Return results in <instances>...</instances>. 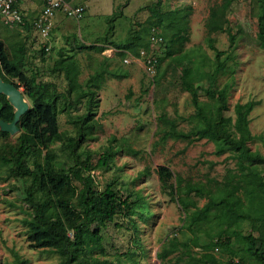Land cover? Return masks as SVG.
Segmentation results:
<instances>
[{"label": "rangeland", "instance_id": "obj_1", "mask_svg": "<svg viewBox=\"0 0 264 264\" xmlns=\"http://www.w3.org/2000/svg\"><path fill=\"white\" fill-rule=\"evenodd\" d=\"M155 1L73 0V3L86 7L84 16L75 19L59 13L56 26L48 38L42 37L37 29L29 32L23 25H15L5 30L7 26L0 24V36L4 31L10 35L15 30L22 31L28 53L27 72L30 73L33 68L39 69L40 79L54 81L61 91L68 89L65 72L52 71L61 49L74 54L79 79L85 87L92 75L104 72V76L98 80L101 87L97 90L99 103L94 107L96 122L79 149L82 158H89L91 163V168L84 173L91 172L95 186L102 190L108 185L124 191L138 190L144 202L125 215H117L102 230V245L89 250L87 254H79L78 264H91V258L107 259L111 264H164L180 256L187 257L188 251L200 256L204 250L201 245L208 243L210 237L205 232L193 233L188 229L183 219V208L162 188L156 170L161 165H168L174 173L173 181L177 176H183L210 184L217 191L218 181L224 179L227 169H236L237 166L230 150L218 154L215 142L207 138L192 144L187 140L162 138V129L166 126L160 119L162 114L175 119L178 127L185 130L201 123L192 94L183 87V72L181 64H176L177 58L166 56L156 70L151 71L141 55L133 57L129 52L124 54L105 40L96 42L111 25L114 26L110 38H126L133 27L138 28V23L145 22L149 11L144 7ZM218 1L164 0L163 7H193L190 16L191 38L183 50L189 56L182 63L196 69L194 82L200 88V100L208 112H215L217 105L216 96L206 93L208 87L228 86V108L224 110V115L232 116L234 121L237 102H258L250 112V128L255 138L249 144L253 150L264 154V48L257 36L258 18L253 11L252 0H236L233 3L229 15L232 30L236 33V43L230 48L226 31L212 34L216 39L215 44L227 50L222 55L226 67L213 81L209 75L216 67V54L208 42L206 21L211 6ZM42 7L43 3L31 7L27 11L28 18H33ZM95 42L97 45L105 44V49L100 51L80 46ZM44 44L49 46V50L42 55ZM165 44L166 41L152 43V47L146 50L156 57L165 56ZM154 78L156 82H153ZM21 89L24 90V86ZM87 110L85 102L62 108L59 114L60 129L66 134L77 135L78 128L72 119ZM17 135H0V154L16 140ZM112 136L131 145L138 153L119 149L109 165L97 168L94 165L99 152ZM52 147L58 154L57 160L61 166L71 167L74 162L65 143L57 141ZM255 167L264 169L262 164H255ZM146 168L151 169L150 174L144 173ZM11 171L12 165L0 159V264H59L61 257L57 252L31 245L24 222L28 207L25 185L30 181L10 176ZM190 197L197 199L200 206L208 200L194 193ZM252 228V222L244 224L245 233L257 232ZM198 234L200 246L194 240ZM232 239L236 254L230 255L228 250L221 247L212 250L219 264H262L243 250V243L236 236L233 235ZM173 240L183 245L168 257H159V253L166 246L169 247Z\"/></svg>", "mask_w": 264, "mask_h": 264}, {"label": "trees", "instance_id": "obj_2", "mask_svg": "<svg viewBox=\"0 0 264 264\" xmlns=\"http://www.w3.org/2000/svg\"><path fill=\"white\" fill-rule=\"evenodd\" d=\"M236 0H220L210 8L206 21L208 42L216 54V67L210 72V79L216 81L218 75L226 67L222 55L227 50L220 49L215 44L213 33L226 31L229 35L230 48L236 43V33L233 32L229 11ZM164 0H157L144 8L149 11L145 22L138 23V28H132L129 35L120 40L110 38L111 25L103 36L96 42L105 40L121 52L141 55V49H150L152 43L165 42V56L153 57L154 70L157 65L171 56L176 64H181L182 83L186 90L192 94V100L197 110L200 124L185 130L179 128L176 120L162 114L160 119L166 124L163 127L162 138H175L187 140L192 144L196 140L207 138L215 142L217 153L222 154L230 150L236 160V169L228 168L224 179L219 182V188L214 191L210 184L186 179L177 176L173 181L174 173L168 165L157 168L161 186L173 199L177 200L185 213V225L193 233L205 232L209 242L201 245L203 252L200 256L191 251L187 257L180 256L177 260L165 261L164 264H219L213 253L215 247H221L230 252L237 253L233 247L232 236H236L243 243V250L253 255L264 264V169L256 168L255 164L264 165V154L253 150L249 144L255 138L250 128V112L258 102H237L235 104L236 119L225 116L224 110L228 108V86L223 88L206 89V93L216 96V111L208 112L201 102L199 86L195 85L194 73L196 69L185 66L182 62L189 56L183 52L186 42L191 38L192 6L165 9ZM253 11L258 20V39L264 48V0H252ZM5 30L8 26L0 19ZM23 25L29 32L34 29L28 16H25ZM21 30L13 34L2 32L0 36V74L7 80L24 86V94L31 102V107L22 115L18 126L16 140L7 150L0 154V159L12 165L10 176L24 178L26 182L27 215L24 222L27 225V234L31 245L41 249H51L57 252L61 259L59 264H78L79 254L93 250L102 245L101 232L114 221L117 215H125L134 206L144 202V197L138 190L124 191L108 185L104 190L95 186L94 177L89 172L91 168L89 158H82V143L88 138V131L93 128L96 119L94 107L98 105L97 90L101 87L99 78L104 72L92 75L87 87L79 79V69L74 54L60 50L53 72H65L68 80L67 91L59 90L54 81L40 79V70L37 68L27 72V47ZM156 37V40L152 39ZM81 44L82 48H91L103 51L105 44ZM47 44L41 49L42 55L47 53ZM177 54H180L177 57ZM15 80H18L17 82ZM156 82V78L153 79ZM86 103L87 111L72 119L78 128L77 135L66 134L60 129L59 114L62 108L69 104ZM0 118L11 121L14 118V107L7 96L0 93ZM64 105V107H62ZM10 133L1 131L0 135L8 136ZM61 141L70 150L73 164L71 167H62L57 160L58 154L52 144ZM119 149L128 153L137 154L138 150L131 145L119 141L112 136L109 143L99 152L94 166L97 168L107 166L115 158ZM145 174L151 169L146 168ZM212 181V179L210 180ZM207 197V202L200 206L197 199L191 194ZM10 204L15 205L13 202ZM252 222V229L245 233L244 224ZM226 234L225 236H223ZM199 234L195 236L198 242ZM183 243L173 240L169 247H165L159 257L163 259L177 251ZM240 261V260H239ZM91 264H111L107 259L91 258Z\"/></svg>", "mask_w": 264, "mask_h": 264}, {"label": "built area", "instance_id": "obj_3", "mask_svg": "<svg viewBox=\"0 0 264 264\" xmlns=\"http://www.w3.org/2000/svg\"><path fill=\"white\" fill-rule=\"evenodd\" d=\"M21 0H0V19L6 25L14 26L25 21V12L20 6ZM45 3L39 14L33 19L32 24L39 34L48 38L55 25V17L60 11H64L68 16L80 18L85 12L82 5H74L71 0H44ZM153 40L157 38L152 36ZM49 49V46H47ZM142 54L146 57V67L154 71L155 61L153 56L147 54L146 50H142Z\"/></svg>", "mask_w": 264, "mask_h": 264}, {"label": "water", "instance_id": "obj_4", "mask_svg": "<svg viewBox=\"0 0 264 264\" xmlns=\"http://www.w3.org/2000/svg\"><path fill=\"white\" fill-rule=\"evenodd\" d=\"M0 93L7 96V99L14 107V118L11 121H7L0 118V130L7 131L12 135L19 132L20 128L18 122L23 114H25L31 107V102L24 94L20 86L15 82L5 80L0 74Z\"/></svg>", "mask_w": 264, "mask_h": 264}, {"label": "clouds", "instance_id": "obj_5", "mask_svg": "<svg viewBox=\"0 0 264 264\" xmlns=\"http://www.w3.org/2000/svg\"><path fill=\"white\" fill-rule=\"evenodd\" d=\"M44 3H45V1L43 2V5H44ZM71 3L72 4H74V5H82V4H79V3H73V0H71ZM82 6H84V5H82ZM85 7V6H84ZM23 9V8H22ZM42 9V8H41ZM41 9H40V11H41ZM23 11H24V9H23ZM39 11V12H40ZM25 12V11H24ZM39 12H38V14H39ZM85 12H86V7H85ZM85 12H84V14H85ZM59 13H64L68 18L70 17V16H68L64 11H60ZM58 13V14H59ZM38 14H36L33 18H28V19H30L31 20V22L33 21V19L38 15ZM58 14L56 15V17L58 16ZM84 14L82 15V17L84 16ZM25 16H28V14L25 12ZM56 17H55V25H54V27H53V29H52V31L54 30V28H55V26H56ZM82 17H80V18H75V17H70V18H75V19H81ZM24 23V22H23ZM19 25V24H18ZM15 26V25H14ZM34 27V26H33ZM35 29V28H34ZM52 33V32H51ZM46 49H47V47H46ZM47 50H49V49H47ZM142 50L143 49H141V56L144 58V60H145V64H146V57L142 54ZM144 50H146V49H144ZM146 52H147V50H146ZM132 54V53H131ZM147 54H150V53H148L147 52ZM133 55V54H132ZM152 55V54H151ZM140 56V55H139ZM153 57H154V55H152ZM133 57H135V55H133ZM128 60V58H126V61Z\"/></svg>", "mask_w": 264, "mask_h": 264}, {"label": "crops", "instance_id": "obj_6", "mask_svg": "<svg viewBox=\"0 0 264 264\" xmlns=\"http://www.w3.org/2000/svg\"><path fill=\"white\" fill-rule=\"evenodd\" d=\"M44 0H21L20 1V6L24 9V11L28 14V10L32 7L34 8V5L38 4V3H43ZM40 11V10H39ZM38 11V12H39ZM37 12V14H38ZM57 18L58 16L56 17V23H57Z\"/></svg>", "mask_w": 264, "mask_h": 264}]
</instances>
